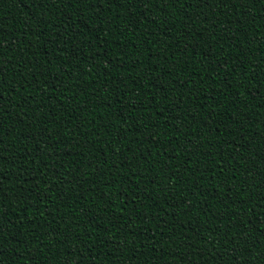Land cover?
I'll return each mask as SVG.
<instances>
[{
  "label": "trees",
  "instance_id": "trees-1",
  "mask_svg": "<svg viewBox=\"0 0 264 264\" xmlns=\"http://www.w3.org/2000/svg\"><path fill=\"white\" fill-rule=\"evenodd\" d=\"M112 2L0 0L4 264H245L264 0Z\"/></svg>",
  "mask_w": 264,
  "mask_h": 264
},
{
  "label": "snow or ice",
  "instance_id": "snow-or-ice-1",
  "mask_svg": "<svg viewBox=\"0 0 264 264\" xmlns=\"http://www.w3.org/2000/svg\"><path fill=\"white\" fill-rule=\"evenodd\" d=\"M125 2H127L129 4V3H134V2H140V0H113L112 3H120L121 5H123ZM143 2L151 3L152 0H143ZM177 2H179V0H177ZM219 2L224 3L225 5H227L229 2H231L235 6L240 7V6H247L249 3V0H240L239 4L236 3V0H219ZM252 2H255V0H252ZM65 3H66V0H39V5H53V4L64 5ZM74 3L77 6H79L80 4H83V3H88L91 6V5L95 4V0H74ZM101 3L103 5V7H105V8L109 7V0H101ZM188 3L191 4V0H188ZM209 3H211V0H209ZM198 5H199V0H197V6ZM161 7H162V5H161ZM41 8H43V7H41ZM52 10L58 14L57 8H53ZM229 22L232 23L231 17H229ZM3 71H4V69L0 68V81L4 80ZM157 71H159V69H157ZM0 87H2V85H0ZM4 95H6V93L0 92V96H4ZM201 106H203V105H201ZM4 114H5L4 113V106L2 104H0V116H2ZM118 116H119V114H118ZM118 116H117V118H118ZM2 127H3V122L0 121V128H2ZM56 139H59V136H57ZM41 142H43V141H41ZM2 143H3V141L0 140V144H2ZM173 159H176V157H173ZM172 176H175V172L172 173ZM169 178L171 179V177H169ZM228 198L231 199L230 196ZM261 207H264V205H261ZM206 214L207 213H205V215ZM3 216L5 217V213L3 214ZM261 223L264 224V220H262ZM3 231H4L3 228L0 227V240H3V237H4ZM248 232L249 233L251 232V228H248ZM21 235H23V232L21 233ZM245 244H247V241H245ZM252 245H253V248L257 247V245L255 243ZM213 246L215 247V244ZM37 247H39V245H37ZM248 249L249 248H243L242 252H247ZM0 264H4V255H2V254H0ZM81 264H82V262H81ZM245 264H264V248H262L259 251L254 252V253L252 252L250 258L245 261Z\"/></svg>",
  "mask_w": 264,
  "mask_h": 264
}]
</instances>
